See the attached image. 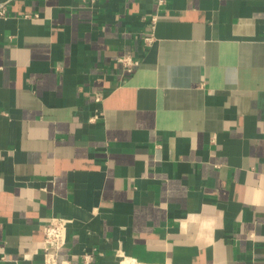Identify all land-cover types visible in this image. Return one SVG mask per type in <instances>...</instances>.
<instances>
[{
    "label": "crops",
    "instance_id": "crops-1",
    "mask_svg": "<svg viewBox=\"0 0 264 264\" xmlns=\"http://www.w3.org/2000/svg\"><path fill=\"white\" fill-rule=\"evenodd\" d=\"M0 10V264H264V0Z\"/></svg>",
    "mask_w": 264,
    "mask_h": 264
},
{
    "label": "built area",
    "instance_id": "built-area-1",
    "mask_svg": "<svg viewBox=\"0 0 264 264\" xmlns=\"http://www.w3.org/2000/svg\"><path fill=\"white\" fill-rule=\"evenodd\" d=\"M89 4L95 3L97 0H80ZM159 5H162L165 0H156ZM3 11L0 10V14ZM152 23L155 22V16L151 17ZM121 62L127 67V71L131 70L133 65L137 64L128 56L121 57ZM69 220L65 217H50L43 224V235L45 247L43 248V264H73L68 258H59V250L66 242V230ZM83 263L88 264L93 260L91 253H83L81 255Z\"/></svg>",
    "mask_w": 264,
    "mask_h": 264
}]
</instances>
